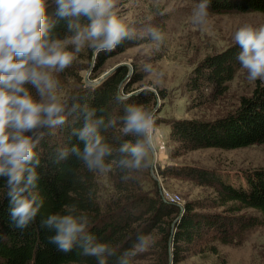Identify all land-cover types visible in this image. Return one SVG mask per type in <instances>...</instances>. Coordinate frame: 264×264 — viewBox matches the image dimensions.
Listing matches in <instances>:
<instances>
[{
  "label": "trees",
  "instance_id": "obj_1",
  "mask_svg": "<svg viewBox=\"0 0 264 264\" xmlns=\"http://www.w3.org/2000/svg\"><path fill=\"white\" fill-rule=\"evenodd\" d=\"M127 1V0H124ZM200 2V0H194ZM46 10L49 38L64 40L72 38L68 21L57 15L58 6L48 0ZM209 11L213 13L264 14V0H211ZM86 18L80 20L87 26ZM161 33L163 29L158 28ZM131 43L123 38L117 45L121 50ZM240 48L235 44L221 52L204 57L188 73L184 88L193 93L192 101L214 99L227 91V83L242 67L237 59ZM106 55L96 56L99 67ZM143 77L125 66H117L97 85L84 86L73 92L62 104L65 122L54 127H44L40 142L34 149L39 165L33 164L38 180L33 193L41 204L37 216L27 228L19 229L11 221L9 202L6 198V182L0 179V264H99L101 257L84 255L79 240L72 251L63 253L50 243L55 230L43 226L50 215L87 217L86 233L94 237L95 243L106 244L109 251L103 254L105 264L136 263L135 252L140 237L157 236L151 263L177 264L182 252L202 247L217 254L215 243L236 244L250 228L259 226V216L241 213L254 210L264 217V169L243 177V181L226 178L216 172L197 170L191 166L165 167L162 177L194 180L213 191L208 203L187 202L182 208L165 203L159 190L148 191L141 185L142 177H149V161L144 157L139 168L124 167L119 161L127 154L119 149L124 144L144 142L136 133H123L122 117L130 105L142 106L153 112L155 126L159 122L156 96L152 91L134 88ZM30 84L25 87L32 95ZM158 95L163 98L162 92ZM88 112L91 120H102L98 133L102 143L112 149L104 157L112 195L103 199L100 195L98 172L104 169H89L81 155L84 141L78 138ZM161 120V121H160ZM169 138L175 144L177 154L200 149L233 150L264 144V84H258L248 97H242L234 112L214 121L175 119L168 121ZM205 204L219 212H207ZM71 210V211H70ZM145 264V263H144Z\"/></svg>",
  "mask_w": 264,
  "mask_h": 264
},
{
  "label": "rangeland",
  "instance_id": "obj_2",
  "mask_svg": "<svg viewBox=\"0 0 264 264\" xmlns=\"http://www.w3.org/2000/svg\"><path fill=\"white\" fill-rule=\"evenodd\" d=\"M198 2L194 0H116L114 9L118 18L126 25L131 43L123 49L101 52L106 55L98 67L96 56L86 42L77 59L62 72H54L59 81L55 91L58 102L63 103L73 92L87 82L99 80L117 66L137 71L143 80L134 85L140 90L152 91L156 96L159 122L152 134L153 153L146 154L149 161V177H142L143 189H165L177 195L181 207L187 202L208 203L214 196L211 188L201 186L194 180L162 177L160 171L165 167L191 166L243 181V177L254 171L264 169V144L240 149H200L185 154H177L175 144L169 138L168 121L175 119H194L214 121L235 111L242 97H248L264 79L251 80L247 70L241 67L234 78L227 83V91L214 99L193 102V93L184 88L190 70L207 55L221 52L235 45L234 34L243 26L259 28L264 26V14L251 13H213L209 11L206 23H194V13ZM155 39L151 29L159 32ZM68 51H74L71 38L61 40ZM105 75V77H106ZM108 76V75H107ZM104 77V78H105ZM32 97L37 102H47L32 86ZM162 92L163 98L158 95ZM160 120V121H161ZM152 170V171H151ZM100 195L103 199L111 197L113 191L107 170L98 172ZM207 212H219L205 204ZM259 216L261 224L248 229L236 244L215 243L217 254H211L202 247L182 252L177 264H264V217L254 210L241 213ZM150 238L147 251L135 249L136 263H151L157 251ZM171 248L169 254H171Z\"/></svg>",
  "mask_w": 264,
  "mask_h": 264
},
{
  "label": "clouds",
  "instance_id": "obj_3",
  "mask_svg": "<svg viewBox=\"0 0 264 264\" xmlns=\"http://www.w3.org/2000/svg\"><path fill=\"white\" fill-rule=\"evenodd\" d=\"M58 6L57 15L68 21L69 30H74L71 43L74 51H68L63 43L49 38L46 10L48 0H0V179L6 182V198L9 202L11 221L19 229L27 228L34 221L41 204L33 193L38 176L33 164L39 165L34 149L40 142L44 127H54L65 122L62 113L65 105L58 102L55 91L59 81L54 72H62L77 59L86 42L94 55L112 52L128 35L126 25L118 18L114 9L116 0H54ZM211 0H200L194 13V23L204 24L209 16ZM89 23L81 26L80 20ZM155 39L160 34L150 30ZM240 48L237 59L247 70L248 78L264 79V26L253 28L243 26L234 34ZM30 84L47 102H37L25 87ZM88 112L85 124L76 133L84 141L82 156L89 169H106L104 157L112 149L102 143L97 129L102 120L92 121ZM123 133H136L144 142L135 145L124 144L119 151L127 154L119 161L124 167L139 168L146 154L153 152L152 134L155 127L154 113L139 105H130L122 117ZM71 211V210H70ZM43 226L54 229L50 243L63 253L72 251L82 240L84 255L101 257L99 264H105L103 254L109 251L106 244L95 243L94 237L86 233L87 217L50 215ZM149 237H140L138 251H147ZM122 264H127L123 260Z\"/></svg>",
  "mask_w": 264,
  "mask_h": 264
},
{
  "label": "built area",
  "instance_id": "obj_4",
  "mask_svg": "<svg viewBox=\"0 0 264 264\" xmlns=\"http://www.w3.org/2000/svg\"><path fill=\"white\" fill-rule=\"evenodd\" d=\"M159 193H160V196H161V199L167 203V204H172V205H177L179 206V208H182L181 205H180V199L177 195H173V194H170L168 191H166L165 189H160L159 190Z\"/></svg>",
  "mask_w": 264,
  "mask_h": 264
},
{
  "label": "water",
  "instance_id": "obj_5",
  "mask_svg": "<svg viewBox=\"0 0 264 264\" xmlns=\"http://www.w3.org/2000/svg\"><path fill=\"white\" fill-rule=\"evenodd\" d=\"M128 70H129V73L131 72V69L128 67ZM113 71V70H112ZM112 71H110V73L112 72ZM109 73V74H110ZM108 73H107V75H109ZM106 75V74H105ZM105 75H103V77H101L99 80H96V81H94V82H87V84L89 85V86H94V85H97L104 77H105ZM106 75V76H107ZM153 153V152H152ZM152 171V170H151ZM169 264H171V254H169Z\"/></svg>",
  "mask_w": 264,
  "mask_h": 264
}]
</instances>
